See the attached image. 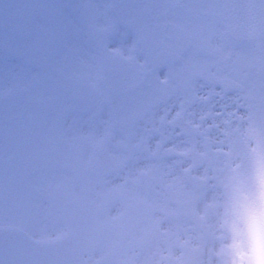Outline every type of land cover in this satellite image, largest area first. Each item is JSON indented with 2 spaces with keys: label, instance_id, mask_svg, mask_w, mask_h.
Wrapping results in <instances>:
<instances>
[{
  "label": "flooded vegetation",
  "instance_id": "obj_1",
  "mask_svg": "<svg viewBox=\"0 0 264 264\" xmlns=\"http://www.w3.org/2000/svg\"><path fill=\"white\" fill-rule=\"evenodd\" d=\"M75 1L70 11L84 23L90 48V31L108 30L109 46L144 56L128 72L142 77L145 89L135 100L123 96L131 102L121 113L119 134L105 146L111 172L28 156L26 180L42 185L43 195L32 198L34 210L26 207L22 226L29 231L39 223L47 231L43 224L49 223L48 232H65L73 225L74 204L84 203L101 235L91 254L99 264H242V254L253 247L247 229L264 215L259 26L244 25V38L226 40L204 24L198 0H128L127 24L116 8L123 0ZM142 24L151 29L150 42L140 38ZM121 71L114 82L123 89L129 82L119 78ZM95 183L99 199L76 197L73 184L95 192Z\"/></svg>",
  "mask_w": 264,
  "mask_h": 264
},
{
  "label": "rangeland",
  "instance_id": "obj_2",
  "mask_svg": "<svg viewBox=\"0 0 264 264\" xmlns=\"http://www.w3.org/2000/svg\"><path fill=\"white\" fill-rule=\"evenodd\" d=\"M21 2L23 1L0 0V92L7 88H15L20 93L21 99L28 100L41 92L43 85L49 78L51 70V53L44 54L33 51V49H38L45 43V38L40 34L39 30L34 32L27 39H22L19 36L14 35L11 28L8 30L5 29L3 12L6 10V6ZM31 2L38 5L49 6L48 9L51 13L52 11H55L54 4H56V8L57 5H63V7L60 8L61 13L63 12L65 16L69 15V11H66V6H70V0H31ZM48 9H46V11H48ZM124 10L126 11L125 8ZM67 20L68 19H65L66 24L64 22L63 25L60 26L62 29L64 28V31H74V26ZM52 25H59L56 23L55 18L52 21ZM45 27H48V25H45ZM67 35L69 36V39L72 37H78L79 45L84 49V53L81 55L83 65L81 71L84 75L76 85V99L57 108L51 109L46 121L40 124V127L46 130L41 132L42 135L39 133L38 136H34L31 140V144H36L38 146L43 144L49 145L48 141L45 140V136L47 134L56 135L57 133L60 137V142L57 140L53 143L60 144L58 147L61 154L59 159L60 164L62 165L63 162H68L80 166L89 162V159L94 155L93 148L99 146L102 137V128L100 127V122H102L103 119L102 116L108 115L106 113L110 112V108L116 107L118 110L120 104H125V107H127V102L129 101L123 99V96H128V92L131 91V96L135 99L140 95V91L139 89H134L132 91L131 87H134L133 82L130 85H124L123 89L119 88L114 83H111L113 80L111 77L112 74L116 73L119 69L116 66L119 63H123L125 68L128 66L129 62L125 60L126 56L124 57V54L119 52V54L113 57L110 61L104 62L99 58L97 51L89 50L90 47L88 46V43H85V36L83 37L81 34H76L75 36H72L71 34ZM108 40L111 43L113 39ZM60 46L61 41L59 39L52 44L53 49L59 48ZM138 60L142 62L139 55L134 57L133 63L136 64ZM98 64H100V66H98ZM94 68H98L99 70H95ZM101 69L104 70L106 74V90L105 87L103 88L98 85L101 78L95 76L96 74H100ZM129 80L132 81V78H129ZM112 87H114V90L110 91V100L115 98V102H110V105L105 101V95ZM4 107L5 104L3 98L0 97V129L4 126ZM0 145L2 146L0 149L2 150V153L0 151V223L14 221L24 222L25 216L22 215L23 203L19 205L20 211L18 213L13 209L10 211V208L7 207L8 201L6 199V193L4 192L7 172L4 169L2 170V167L8 165V161L3 155L4 149L2 140H0ZM68 146L70 147V151H67ZM44 150V147H41L38 152L41 151L44 153ZM23 153L24 147L21 151L22 155ZM67 153H69V156H67ZM16 159H18V161H15ZM16 159L12 162L13 167L15 165L21 166V164H25L24 158L21 159L18 157ZM53 161L55 162L56 159ZM14 174L15 171L13 168L12 175ZM22 184L23 186L21 189L20 187H16L17 184H13L16 190L15 197L17 200L22 197L25 203L33 204L28 198L33 197L34 200L35 198L42 199V185L32 181H29V183H26L25 181ZM46 184L47 183L45 182L43 186ZM70 186L71 185H68L67 192H61L63 197L67 196ZM23 194L26 195L27 199ZM34 205L36 206V209L32 216L35 220L38 214V204L34 203ZM32 209L34 210V207H32ZM43 226L47 229V232L50 231L51 224L46 223L43 224ZM32 228L34 230L33 233L36 235L38 234V231H42L41 224L39 223L36 226L33 224Z\"/></svg>",
  "mask_w": 264,
  "mask_h": 264
},
{
  "label": "snow or ice",
  "instance_id": "obj_3",
  "mask_svg": "<svg viewBox=\"0 0 264 264\" xmlns=\"http://www.w3.org/2000/svg\"><path fill=\"white\" fill-rule=\"evenodd\" d=\"M197 7L204 9V24L219 32L226 40L244 38V33L239 29L255 23L259 26L260 38L264 41V0H198ZM48 8L47 5L31 2L14 3L6 6L4 13L6 30L11 28L12 33L22 39H27L39 30L45 38V43L33 51L51 53L49 78L38 95L23 100L15 88H7L0 92L5 104L4 126L0 129V140L3 142V155L8 161L4 192L10 209L16 207V190L11 178L12 162L37 133L38 125L46 121L51 109L76 99L75 88L84 75L81 71L83 67L81 55L84 49L80 47L78 37L69 39L63 29L52 25L53 14L46 11ZM139 33L145 43L153 38L147 25L142 24ZM109 34L108 30L90 31L97 54L104 62L119 54L118 47H111L106 43ZM57 39L61 41V46L53 49L52 44ZM0 232L7 233L5 251L9 257L8 264H22L20 238L15 224L9 223L6 229L0 225ZM242 257V264H255L256 249L249 245Z\"/></svg>",
  "mask_w": 264,
  "mask_h": 264
},
{
  "label": "water",
  "instance_id": "obj_4",
  "mask_svg": "<svg viewBox=\"0 0 264 264\" xmlns=\"http://www.w3.org/2000/svg\"><path fill=\"white\" fill-rule=\"evenodd\" d=\"M78 233L81 234L83 237L85 236V238H87L86 236H91L89 230L87 229V222H82L81 220H78ZM4 234V235H3ZM7 233L6 232H0V260H3V262H7V260H9V257L5 251V248H6V235ZM20 238V247H21V252H22V255L23 253H26V251L34 248L36 250V253L38 254L39 257H37V261H40L41 259V255H42V252L44 251V249H47L49 248V245H45V244H41V243H32V242H29L28 240L26 241V237L25 235H23L21 232L19 234H17ZM73 239H71V242H75L74 240H77V237L73 236L72 237ZM67 239H70V238H64L62 240H57L52 246L50 247H56L58 245V243L60 241H65ZM85 239L82 238V241H84ZM92 241V239H90ZM64 242V244H65ZM90 242V241H89ZM82 245H84V243L80 242ZM80 244V247H76L72 253H69L68 254V257L70 259V263L69 264H83V261L80 257V253L82 251V248L83 246ZM88 245V243H87ZM94 245V243L92 244ZM87 247V246H86ZM63 254V251H59V258L62 256ZM58 257V256H56ZM53 260H58L57 258H53V257H50L46 260V264H51ZM28 261V257L27 256H23L22 257V264H25L27 263ZM60 262V261H59ZM61 264H65V263H62L60 262Z\"/></svg>",
  "mask_w": 264,
  "mask_h": 264
},
{
  "label": "clouds",
  "instance_id": "obj_5",
  "mask_svg": "<svg viewBox=\"0 0 264 264\" xmlns=\"http://www.w3.org/2000/svg\"><path fill=\"white\" fill-rule=\"evenodd\" d=\"M259 259H260L259 256H257V257H256V260L259 261Z\"/></svg>",
  "mask_w": 264,
  "mask_h": 264
}]
</instances>
